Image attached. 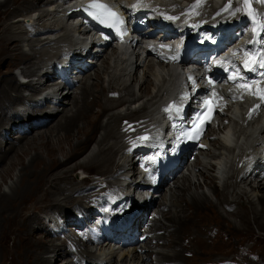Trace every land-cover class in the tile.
<instances>
[{
	"label": "bare ground",
	"instance_id": "bare-ground-1",
	"mask_svg": "<svg viewBox=\"0 0 264 264\" xmlns=\"http://www.w3.org/2000/svg\"><path fill=\"white\" fill-rule=\"evenodd\" d=\"M29 1H0V67L7 64L6 69L0 68V108H2V112H0V134L2 133V135L8 137L7 143H12L9 150L0 155V174L3 170L8 169L7 175H10L9 167L13 166L15 162L21 165L17 180L10 187V192H2L0 183V264H130L137 261V259H140V264L171 263L167 262V259L164 262H161L162 259L148 262L152 256L149 252L153 250L166 256L170 254L168 250L171 251L169 248L167 252L159 249L164 247L161 245L153 247L149 245V240L153 239L156 243L158 240H163L162 237L165 235L169 236L170 230L168 227L170 225L173 227V221L185 225L184 220L188 212L185 208L189 204L197 208H207L211 204L214 205L213 207H218L219 203H223L225 208L231 207L232 214H229L228 211V213L226 212L227 215L233 217V215L238 214L241 216L238 221L231 219L233 222L232 227L236 231H240L241 225L246 224L247 221L243 219H246L248 214L252 215L254 220L259 221L264 228V222L262 221L264 218V173L261 158L264 152V120L260 118L247 120L243 114L240 115L243 108V104L240 103L235 109L222 116L208 132L209 135L207 134L204 142L214 148L209 147L202 150L193 161L190 160V157L188 158L181 170L167 180L168 187L165 194L161 196L162 201H159L160 204L158 202L156 207L153 205L154 202L158 201L157 198L159 197L157 196L140 207L141 214L136 217L134 224L140 233L138 238L144 234H149L144 242L137 239L132 245L120 251L110 244L99 246L93 242L90 232L85 233V230L91 225H95L94 223L98 219L97 204L94 199L86 207L81 206L75 210V212H78L77 217L73 218L71 228L67 227L65 231L63 222L65 211L68 210V205L65 202L73 200L71 196L74 193L71 192L70 188H61L60 183L71 181L72 172L77 167L87 168V170L94 168L103 170L102 165L104 168H108L109 164H112L113 173L96 176L97 178L85 184V187L83 185L72 190H74L77 198L79 197V200L82 197L93 198L96 195L102 197L105 194L106 198H109L106 206L117 201L122 191L121 187L123 188L121 182L124 181V176L132 169V150L145 148L148 145L151 138L147 135V132L152 133V128L161 120L159 114L161 102L168 95H176L179 92L182 79L176 69L162 62L157 63L154 58L151 59L150 57L153 56L151 49L139 45L128 53H121L112 47V52H106V49H104L99 53H94V58H98V60L102 58L101 67L104 69L105 76L101 74V70L97 71L93 82H90V78L93 77L91 73L83 76L78 80L80 82L84 79L82 87H80V96L78 98L77 96L76 98L73 97L68 101L65 100V103H68L70 107L64 106V101H61L64 92L61 89L65 88L67 84L54 88L55 83L52 79L55 77L54 67L57 58L59 59L64 55V42L68 45L65 51L69 48L78 50V44L75 43L74 35L71 33L73 26L72 24L69 25V20L66 21L67 10L70 9L69 2L72 0H46L45 2L43 0H31L30 2L34 3V7L46 6V10L43 9L37 17L27 21L28 25H33L32 27H34L36 33L33 35V32H31V38H26L25 30L10 20L12 16L19 13L21 6ZM164 1L161 0L157 4L160 7H172V5L175 6L179 3H176V0ZM220 2L221 0H206L200 11L209 7L212 10ZM42 3L43 5H41ZM51 6L53 7L50 8ZM179 7L183 8L182 5ZM25 10V14H28L29 8ZM207 12H203V14ZM211 13L209 14L211 15ZM49 19L55 24L45 22ZM15 29H20L24 35L21 38L16 36L14 34ZM59 29L64 32L55 35V32ZM35 35H38V37L33 38ZM19 40L21 42L30 41L29 45H31L32 52L28 53L23 48L21 49L18 44ZM58 42H62V44L60 43L62 54L56 57L57 54L52 53L53 51L48 49L47 45L58 44ZM40 47L45 48L40 50ZM36 54L40 57L32 61ZM50 54L54 58H49ZM91 55L92 51H89L87 54H83L82 57L89 58L92 57ZM20 61L21 63L24 62L20 74L22 77L30 78L27 82L20 81L17 75L13 74L14 71L11 70V68H17ZM45 62L47 66L43 68L42 64ZM142 66L145 67V70ZM140 67L143 68L141 82L137 78V72L141 70ZM5 74L7 75L5 76ZM34 76H38V84L36 85ZM73 78V84L76 85L77 81ZM136 84L139 86V95L131 93L133 86H136ZM21 87L25 89L34 87L32 90L33 96L37 97L36 100H33V98L31 99L33 101L25 102L32 96L20 91ZM105 87L109 91L108 95L104 91ZM113 89L117 91L116 95L111 94L114 91ZM103 92L105 96H103ZM69 93L70 91L65 95ZM146 93L152 96L143 100V98L150 96ZM123 94H129V97L122 99ZM113 96H116V98ZM16 101L24 105L23 109L20 106L16 110L14 109L11 115V123L4 124L3 120L9 112L11 113ZM52 104L58 110L55 108L48 109L52 107ZM36 105L37 107L33 108L36 113H30V110L27 113L46 112V116L39 117L32 124H25V114L20 113L19 110L22 109L24 112L30 109V106ZM133 105H135V108H133ZM61 106H64L62 108L64 114L61 113ZM119 107L124 111L117 109ZM139 111H143L141 115L144 114L141 118L137 117ZM57 113L63 115L55 123H52L53 119L56 118L55 116H58ZM125 119L131 121V123L133 122L132 127L122 124ZM41 120H44V122L40 126L46 127V129H37L38 134L29 135L31 127L37 125ZM14 122H17V125H14ZM5 126L10 129H3ZM13 126H17L18 131L20 130L18 135H11V132L15 129ZM48 131L50 134L43 137V140L37 139V136L41 133ZM97 135L99 136L94 140ZM13 137L18 139L13 141ZM141 137H148V139L141 140ZM110 138L113 139L111 143L108 142ZM207 141L209 142L207 143ZM93 142L95 144L91 148ZM66 144L68 148H65ZM2 146L3 143L0 141V150ZM32 150H34V153L31 154L29 161L25 162L24 155L30 154ZM20 151H23L21 156H19ZM96 162L98 166L93 167V163ZM125 166H128V168ZM133 170L136 172L135 168ZM119 171L121 172L120 178H118ZM115 179L116 182H114ZM3 180H5L4 177ZM205 188L209 189L210 195L205 191ZM66 190L70 193L65 196L63 191ZM61 193H63V197L57 196ZM211 195L215 196L214 199ZM120 198H123L127 203L132 199V196H128L127 192V196L123 197L121 195ZM122 203H118L117 206ZM241 203H244V205H240ZM41 206L55 207L53 210L61 211L51 223L55 230L46 233L48 239L36 234L39 230V226L36 227V224L41 221H37L36 213H41L40 210L37 211ZM104 211L106 212L105 209ZM145 213H148L147 220L151 221L154 226L150 231L145 227L141 229ZM220 213L225 214L224 210ZM167 216L170 220H173L170 224L164 218ZM88 217L91 218L90 222H87ZM223 220L227 219L223 217ZM85 223L87 224L85 229H80L79 225ZM40 229L43 230V226ZM72 229L76 232H73ZM162 229H165L164 232H158ZM174 229L181 233L182 238L184 236L190 238L191 246H201L204 243L202 236L197 238L195 235H188L187 233L191 230L182 232L181 229ZM211 229H217L212 236V240H214V236L220 235L221 239L218 241L223 244L227 242L224 237L233 233L231 228L227 233H223L218 226ZM78 233L83 237L82 241L69 237V235ZM59 234L67 235L61 241L62 243L57 241ZM166 240L169 241V244L166 243L165 246H173L179 242L175 237H166ZM205 240L210 241L211 236ZM148 247H152V250H147ZM139 249L145 251L142 253L139 252ZM100 250L103 252L99 256L97 252ZM117 250L119 252L123 251L120 254L122 257L119 256L118 259L115 258ZM172 251L175 252L177 257L178 249L175 248ZM68 254L72 257L67 256L68 258L63 260ZM59 260L61 261L58 262ZM176 260L179 261V258ZM232 263L235 262L232 261Z\"/></svg>",
	"mask_w": 264,
	"mask_h": 264
},
{
	"label": "rangeland",
	"instance_id": "rangeland-1",
	"mask_svg": "<svg viewBox=\"0 0 264 264\" xmlns=\"http://www.w3.org/2000/svg\"><path fill=\"white\" fill-rule=\"evenodd\" d=\"M0 1H4V0H0ZM30 1L28 3H24V5L21 6V10L19 11V13L15 14L14 16H12L11 20H10L11 22H15L16 23L15 25H17V26L20 25L25 30L26 38H31V32H33V35L36 33L35 32L36 30L33 29L34 27H32L33 25H28L27 21H29V19L31 20V18L37 17V15H39L40 11H42L43 9L46 10V6L45 7L44 6L43 7H41V6L40 7H38V6L34 7V3L30 2ZM43 1L45 2L46 0H43ZM168 1H175V0H167V2ZM177 2H179V3H177ZM43 3L41 5H43ZM176 3L177 4H175V6L172 5V8H174V7L176 8L179 4H181L180 0H178V1L176 0ZM52 7L53 6H51L50 8H52ZM27 8H29V13L25 14L26 13L25 9H27ZM209 9H210V7L206 8V10L204 12H207ZM177 11H175V12H177ZM45 22H53V21L51 19H49V20H45ZM25 23H26V25H25ZM53 24H55V23L53 22ZM62 32H64V31L59 29L58 31L55 32V35H58V34H60ZM71 33H73V32L71 31ZM14 34L16 36L20 37V38L24 35V33L20 29H15ZM34 37L37 38L38 35L33 36V38ZM29 42L30 41H22L21 42L19 40L18 44H19L21 49L23 48L24 51H26L28 53H31L32 49H31V45H29ZM60 43L62 44V42H58V44L52 43L49 46L47 45L48 49L53 51L52 53H56L57 54L56 57H59V55L62 54V49H61L62 45H60ZM55 46H57V47H55ZM63 47L66 49L68 47V45L65 44V42H64ZM44 48L45 47H40V50H42ZM65 49H63V53H64ZM111 49H112V46H108L106 48V52H112ZM38 54L41 55L40 53H38ZM38 54L34 55L35 58L32 61H34L35 59H38L40 57ZM51 54H50L49 58H54V57L51 56ZM43 56H45V55H43ZM61 58L62 57H59L60 60H62ZM150 58L147 59V60L149 61ZM59 59L57 58L58 62H60ZM113 61H114V59H113ZM101 63H102V58H101V60L100 59L98 60V58H97V63L93 67H91L90 70H88V71H86L83 74H80L78 76H74V79L77 81L76 85H73V86L67 85L65 88L61 89L64 92L62 94L63 97L61 98V101H64V103H63L64 106H67L68 108L70 107L68 105V103H65V100L68 101V100L72 99L73 97L76 98V96H77V98H78L80 96V94H81L80 87H82V81H84V79L81 80L80 82L78 80L81 79L83 76L88 75V74L91 73L93 77L90 78V82H93L95 80V78H96L95 74L97 73L98 70H101L100 71L101 74L103 76H105V73L103 71L104 69H102V67H101ZM146 63H147V61H146ZM23 66H24V62L21 63V61H20V63L18 64L17 68H11V67L10 68H11L12 71H14L13 74L15 73L17 75V78L20 81L27 82L30 78L22 77V75L20 74V70L22 69ZM42 66H43V68H45V66H47L46 62L43 63ZM6 67H7V64H4L3 67H0V68L1 69L2 68L6 69ZM142 67L145 70V67L144 66H142ZM142 67H140L141 70L139 72H137V78L140 79V82H141V80L143 78V70H142L143 68ZM34 68L36 69L37 67L35 66ZM138 74L140 75V77H138L139 76ZM6 75L7 74H5V76ZM34 78H35V85H36V84H38L37 83L38 76H34ZM107 78H108V76L106 77V79ZM30 88L31 89H25L24 87H21V89H20V91H24L25 94H27V95L29 94V96H32L30 99L25 100V102H27V103H29L30 101L36 100V98H37L36 96H33L34 94H33V90L32 89H34V87H30ZM104 89H105L104 90L105 93L108 95L109 91L107 90V87H105ZM81 90H82V88H81ZM68 91H70V93L68 95H65ZM105 93L103 92V96H105ZM116 93H117V91L114 90V91H112L111 94L112 95H116ZM131 93H135V95H137V94L139 95L140 94L139 86H137V84H136V86H133ZM30 94H32V95H30ZM146 94L150 95L148 93H146ZM151 96L152 95H150V96H148L146 98H143V100H146V99L150 98ZM113 97L116 98V96H113ZM121 97H122V99H126V98L129 97V94H123ZM107 98H109V97H107ZM31 99H33V100H31ZM110 99H113V98H110ZM17 102L18 101H16L14 106L12 107L11 113L9 112L10 115L8 114V116L3 120L4 124L11 123V118H12L11 115H12L14 109L16 110L18 106L21 107V104H19ZM126 104H128V103H126ZM53 106L54 105L52 104V107H49V108L47 107V108L48 109L55 108ZM64 106L60 107L61 108L60 109L61 113H63L62 108ZM34 107H37V105L34 106ZM43 108H44V106H43ZM95 108L98 109L97 106H95ZM133 108H135V105H133ZM55 109L58 110V108H55ZM117 109L124 111L123 109H120V107L117 108ZM29 110H32L31 113H36V112H34L33 108L25 110L26 111V112H24L25 120H26L25 124H32L35 121H37L39 117H42L44 115L46 116V112H40V113H37V114H29V113H27ZM147 110H149V109H147ZM19 111H20V113H23V110L22 111L19 110ZM115 111H116V109H115ZM0 112H2V108H0ZM138 113L139 114H138L137 117H139V118H141L144 115V114L141 115V113H143V111H139ZM63 114H58L59 117L56 115L55 116L56 118L53 119L52 123H55V121H57V119L60 118ZM103 119L105 120V118H103ZM226 122H227V120H226ZM122 124L123 125L127 124V125H130L132 127L133 122L131 123V121H129L128 119H125L122 122ZM14 125H17V122H14ZM6 126L3 129L9 128V127H6ZM131 127H130V129H131ZM13 128H15V129H13V132H11V135H18V132H20V130L18 131L17 126H13ZM40 128L46 129V127H41L40 125H35L34 127H31V129H30L31 133L29 135L38 134L39 132H37V129H40ZM33 130H34V132H33ZM210 130H211V128H210ZM48 134H50L49 131L46 132V133H41V135L37 136V139L38 140H40V139L43 140V137H47ZM135 134H138V133H135ZM98 136L99 135H97L94 138V140ZM16 137L15 138L13 137V141L18 139ZM136 137H137V135H136ZM7 140H8V137H5L1 133L0 134V141H2L3 146L1 147L0 155L2 153H4V152L8 151L9 147L12 145L11 142L7 143ZM108 142H110V143L113 142V139H111V138L108 139ZM208 142L209 141H207V143ZM29 144L31 145V143H29ZM94 144H95V142L92 143L91 148L94 147ZM65 146H66L65 148H68L67 144ZM209 147L214 148L213 146H209ZM28 150H30V149H28ZM33 153H34V150H32V152L30 154L24 155L25 162L29 161V159L31 157V154H33ZM21 155H23V151H20V155L19 156H21ZM60 157H62V156L60 155ZM93 164H94L93 167L98 166L97 162L93 163ZM102 167H103V170H100L98 168H94V169H91V170L88 169L87 170V168L84 169V168L77 167L72 172L73 176H71V181H67V182L63 181V182L60 183L61 188H67V189L70 188L71 192L74 193L73 196H71L73 198V200H69L68 202H65L68 205V206L66 205L68 210L65 211V220L63 222L65 231H66L67 227L71 228V226L73 225V218L77 217V213L78 212H75V210L77 208L79 209V207H81V206L86 207V205H88L89 202L92 201L93 199H94V201L97 204V215H98V219H97L96 223H94V224L98 225L100 223V220H101L100 216H102L105 213L104 209L106 207L107 202L109 201V198H106L105 194H103L102 197H99L98 195H96L93 198L92 197H82V199L80 198L81 200H79L78 199L79 197L77 198V196L75 195L74 190H72V189L79 188V187H81L83 185L85 187L86 186L85 184H88L89 182H91V180H93L94 178H97L96 176H100V175H103V174H106V175L108 174L109 175V174L113 173V171H112L113 170V165L112 164H109L108 168H104L103 165H102ZM9 168H10V172H11L10 175H7L8 171H9L8 169H6V171L3 170L1 172V174H0V183H1L2 192H10V187L17 180V176H18L19 170L21 168V165L15 162V164L13 166H10ZM126 168H128V166ZM120 176H121V172L119 171L118 178H120ZM3 177L5 178V180H3ZM110 180H112V179H110ZM114 182H116V179H115ZM119 182H121V181H119ZM167 187H168V184H165L161 188V190L159 191V193H158L159 194L158 195L159 198H157L158 201L153 203V205L155 207H156V205L158 204V202L160 200L162 201L161 196L165 194V191H166ZM205 191L208 192V194L210 195V192H209L208 188H205ZM63 192L65 193V196H66L67 193L68 194L70 193V192H67V190L63 191ZM57 196L63 197V193H61L60 195H57ZM211 196H213V195H211ZM214 197L215 196H213L212 198L214 199ZM245 203H247V202L245 201ZM159 204H160V202H159ZM240 205H244V203H241ZM213 206L214 205L211 204V205H209L207 207L208 208L207 209L206 207L197 208V207L189 204V206H187L185 208V210L188 211L187 215H186V218L184 220L185 225L179 224L178 221L170 220V218L168 216L164 217V218H166L167 222L169 221L168 224H170V222L173 221L172 222L173 223V227H171V225L168 227L169 230H170L169 236L165 235L164 237H162L163 240H158L156 243H155V241L153 239H151V240H149V245H151L153 247L154 246L158 247L159 245L164 246V247H160L159 249H162L165 252H167V250L169 248L171 251L169 252V250H168V253H170V254L166 256L165 254H160L157 251L153 250V251L149 252L150 255H152V256L149 258L148 262H150L151 260H153V262H155L156 259H162L161 262H164L165 259H167L168 260L167 262H171L170 264H208V263H211V262L213 264H264V228L261 226L260 222L257 221V220H254L252 215L248 214L246 219H243L244 221H247L246 224L245 225L242 224L241 225L242 228H240L241 230L240 231L239 230L236 231L232 227V223H233L232 220L234 219V220L238 221V220L241 219V216L238 215V214L233 215V217H232V215L231 216L227 215L226 212L228 213V211H229V214H232V211H231L232 208L231 207L225 208L223 206V203H219L218 207H213ZM54 208L55 207H48V206L47 207H42L41 206L37 210V211L40 210L41 213H39V212L36 213L37 221L41 220L38 224H36V227L39 226V230H37L36 234L41 235V236H43L46 239L49 238L46 235L47 231L55 230L54 227L51 226V223H53V219L57 218L58 215L61 213L60 210H53ZM223 210H224L225 214L222 215L220 213V211H223ZM78 211H80V210H78ZM72 214H73V216H72ZM223 217L225 219H227V220H223ZM90 221H91V218L88 217L87 218V222H90ZM262 221L264 222V218L262 219ZM176 224H179V225H176ZM41 226H43V230L40 229ZM86 226H87L86 223L79 225L80 229H85ZM214 226H218L219 229L223 233H227V231L229 232V230L232 229L231 231H233V233L231 235L229 234L228 235L229 237L228 236L224 237V239L227 241L226 244H223L221 241H218L219 239H221L220 235L214 236L215 238H214V240H212V236L216 233L215 230L217 231V229H211V228H214ZM174 228L181 229L182 232H186V231L191 230L187 234L188 235H195L197 238L202 236L203 239H204V243L201 246H196V245L191 246L190 238H188L186 236H184L182 238L181 233L179 231L175 230ZM72 230H73V232H76L74 229H72ZM164 230L162 229V230H159L158 232L162 233V232H164ZM89 232H90V227L85 230V233H89ZM64 234H65V232H64ZM64 234H59L57 236V239H58L57 241L58 242L62 243L61 241L64 240L65 236H67V235H64ZM210 236H211V240L210 241L209 240H205V239H207V237L210 238ZM69 237H71V239H74V240H81V241L83 240V237L79 233L76 234V235H69ZM166 237L167 238L175 237V238H177L179 240V242L176 243L173 246H165L166 243L169 244V241L166 240ZM174 240H176V239H174ZM149 248L150 247H148L147 250H152V247L150 249ZM175 248L178 249V252H177L178 256L177 257H176L175 252L172 251ZM156 250H158V248H156ZM119 251L118 250L116 251V253H117V255L115 256L116 259H118L119 256L122 257V255H120V254L123 251H121V252H119ZM102 252L103 251L100 250L97 253H99V256H100L102 254ZM153 252H156V253L153 254ZM172 252H174V253H172ZM67 256L68 257H72L70 254H68V255H66L63 258V260L65 258H68ZM177 258H179V261L176 260ZM61 260H59L58 262H60ZM141 261H142V259H141ZM232 261H234L235 263H232ZM139 262H140V259L139 260L137 259V261H135L133 263L131 262V263L132 264H140Z\"/></svg>",
	"mask_w": 264,
	"mask_h": 264
},
{
	"label": "snow or ice",
	"instance_id": "snow-or-ice-1",
	"mask_svg": "<svg viewBox=\"0 0 264 264\" xmlns=\"http://www.w3.org/2000/svg\"><path fill=\"white\" fill-rule=\"evenodd\" d=\"M260 2H264V0H260ZM251 4H252V0H244L245 8L248 9L250 14H252L253 16L260 15V16L264 17V13H256L255 9H253L251 7ZM133 7H136V5H134ZM86 9L90 10L89 14L93 15L94 18L99 20L101 23H106V22L110 21L109 26L110 27H116L117 32H121V29H120V27H118V25L124 24L123 18L120 17L118 15V13L112 11V9L109 5L97 3L94 0L93 3L86 6ZM166 18L169 20L178 19V17H172V16H168ZM261 28L264 29V21L261 22ZM123 34L124 33L121 32V37H123ZM160 47L166 48L168 46L161 44ZM170 59L175 60V59H177V57H171ZM257 63H258V66L260 68H264V52L260 53L259 60ZM247 66H248V64H247V62H245V67H247ZM260 75L264 76V72H261ZM189 79H192V78L190 77ZM209 83H212V81H209ZM193 84H195V80H193ZM213 94L215 95V93H213ZM262 98H264V97H262ZM165 111H169V109H165ZM176 111L179 112L180 109L176 108ZM147 139H148V137H141V140H147Z\"/></svg>",
	"mask_w": 264,
	"mask_h": 264
}]
</instances>
